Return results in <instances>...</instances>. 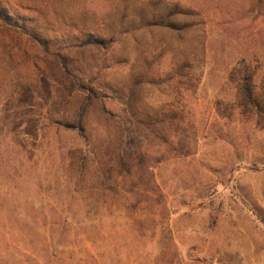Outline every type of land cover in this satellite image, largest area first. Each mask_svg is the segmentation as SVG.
Wrapping results in <instances>:
<instances>
[{
    "label": "rangeland",
    "instance_id": "374dc122",
    "mask_svg": "<svg viewBox=\"0 0 264 264\" xmlns=\"http://www.w3.org/2000/svg\"><path fill=\"white\" fill-rule=\"evenodd\" d=\"M0 264H264V0H0Z\"/></svg>",
    "mask_w": 264,
    "mask_h": 264
},
{
    "label": "trees",
    "instance_id": "16d2710c",
    "mask_svg": "<svg viewBox=\"0 0 264 264\" xmlns=\"http://www.w3.org/2000/svg\"><path fill=\"white\" fill-rule=\"evenodd\" d=\"M67 128L76 131L78 134L83 135V129L80 124L66 125Z\"/></svg>",
    "mask_w": 264,
    "mask_h": 264
}]
</instances>
